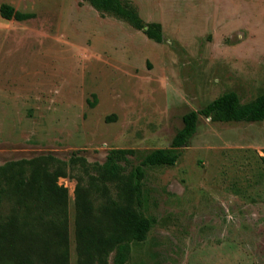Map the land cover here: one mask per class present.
I'll return each instance as SVG.
<instances>
[{
	"label": "rangeland",
	"instance_id": "rangeland-1",
	"mask_svg": "<svg viewBox=\"0 0 264 264\" xmlns=\"http://www.w3.org/2000/svg\"><path fill=\"white\" fill-rule=\"evenodd\" d=\"M127 1L159 23L160 42L85 0H0L33 13L0 17V165L78 158L56 179L67 190L69 264L75 176L97 175L89 165L112 148L134 151L127 171L169 146L185 112L225 91L240 102L264 91V0ZM263 148L264 120L199 116L172 165L144 168L151 226L127 264H264Z\"/></svg>",
	"mask_w": 264,
	"mask_h": 264
},
{
	"label": "trees",
	"instance_id": "trees-1",
	"mask_svg": "<svg viewBox=\"0 0 264 264\" xmlns=\"http://www.w3.org/2000/svg\"><path fill=\"white\" fill-rule=\"evenodd\" d=\"M85 1L96 11L141 30L147 38L162 40L159 23L144 22L127 0ZM0 17L20 21L33 13L0 3ZM199 116L212 121H262L264 91L246 102H240L234 91H225L201 108L185 112L169 146L144 152L127 171L126 155L134 151L112 148L101 164L89 165L97 175L89 174L85 184L81 176H75L74 264H127L130 243L142 241L151 226L141 211L144 168L172 165L195 132ZM76 159L72 156L66 163L47 155L0 165V264H69L67 190L56 179L65 176L67 165L71 169ZM258 159L264 167V148ZM98 180L112 183V189L105 184L99 187Z\"/></svg>",
	"mask_w": 264,
	"mask_h": 264
}]
</instances>
